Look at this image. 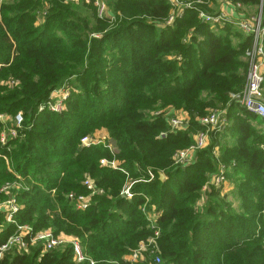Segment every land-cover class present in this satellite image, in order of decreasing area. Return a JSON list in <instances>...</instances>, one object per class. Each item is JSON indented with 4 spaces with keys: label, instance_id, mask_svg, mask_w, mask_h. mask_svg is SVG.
<instances>
[{
    "label": "trees",
    "instance_id": "1",
    "mask_svg": "<svg viewBox=\"0 0 264 264\" xmlns=\"http://www.w3.org/2000/svg\"><path fill=\"white\" fill-rule=\"evenodd\" d=\"M103 1L120 21L114 29L115 20L100 19L92 3L60 0L35 27L39 0H0V115L21 113L25 127L0 143V189L17 176L24 180L17 221L80 240L96 264H124L132 248L154 235L140 210L148 197L161 212L155 228L160 264H264V122L231 103V94L246 84L251 37L229 25L213 29L192 12L167 26L171 8L165 0ZM231 1L257 11L261 5ZM72 78L80 89L66 110L39 113ZM11 81L19 85H4ZM158 104L184 110L188 129L171 133L164 118L151 119ZM227 106L230 125L212 133L194 164L175 166V153L204 129L198 120ZM86 136L104 138L114 150L83 149ZM226 138L233 142L219 147L216 140ZM101 159L118 162L134 178L151 169L155 180L135 185L127 200L120 195L125 175L101 168ZM220 162L235 164L227 178L235 183L237 209L209 182ZM86 174L105 194L80 211L65 196L89 195ZM206 184V205L199 209ZM14 232L0 219V247ZM73 256L72 246L44 252L38 244L28 253L10 251L0 264H77Z\"/></svg>",
    "mask_w": 264,
    "mask_h": 264
},
{
    "label": "built area",
    "instance_id": "2",
    "mask_svg": "<svg viewBox=\"0 0 264 264\" xmlns=\"http://www.w3.org/2000/svg\"><path fill=\"white\" fill-rule=\"evenodd\" d=\"M71 1H84L87 5H92L96 8L97 16L100 19L114 20L115 17L109 12L107 4L103 0H71ZM170 6V16L166 20L167 26H172L176 21L181 20L188 12L198 15V19L205 25L212 28H223L225 26H232L239 30L244 35L251 37V45L245 53V61L247 63V79L244 89L235 94H231V103L243 107L248 113L257 116L264 122V11L263 5L259 6L255 14L244 15L239 13L245 7L239 3L233 4L231 0H218L222 8L224 7L237 16H232L227 10H217L214 6L213 0H165ZM45 16L47 13H42ZM11 87H17L19 82H9ZM70 87L64 85L52 92L47 103L40 106L38 112L41 113L48 110L52 113H62L66 110V102L70 96ZM228 112L227 110L211 111L205 117L198 120L201 127L211 129L212 131H223L226 129ZM3 118L0 116V120ZM185 118L187 122L188 117L175 116L166 119L169 126L176 131L186 130L180 129L184 122L180 119ZM14 128L6 127V136L1 134L0 143L5 145L10 139H15L19 136L20 131L24 130V117L18 113L14 117ZM0 121V122H1ZM189 124V122H188ZM189 126V125H188ZM175 133V132H171ZM176 134V133H175ZM167 133H162L160 137H166ZM83 146L90 145L89 138L84 137L81 141ZM209 144V135L206 132H199L193 140V144L187 149L177 151L173 156V164L175 166L191 165L194 163L196 153L203 150ZM102 168H115V161L102 159L100 161ZM224 168V167H222ZM226 169V168H225ZM151 182L156 176L151 170H147ZM88 175L84 186L93 194L100 193L94 182ZM18 181L6 184L1 192L5 194L6 200L0 203V219L6 224L12 225L15 228L14 234L0 247V259L12 250L16 253H28L29 249L33 246L40 244L43 251H51L57 249H65L67 246L73 248V259L77 264L89 263L96 264V262L86 254L80 240L66 236L63 234L55 235L51 229L35 232L30 225L20 224L16 216L21 212L22 206L18 202V192L24 189V180L17 176ZM225 181V177L218 174L212 177L209 181L213 186L219 187ZM209 191V185L206 184L202 189L203 196ZM124 196L131 200L135 194L131 192V186H125L122 192ZM70 201L76 203L77 209L85 211L90 207V203L84 197H75L74 195L68 196ZM148 198L145 197V201ZM145 213V208L141 209ZM155 230L154 235L149 238L147 242H140L137 249H135L127 258L126 264H144L147 259L153 260L156 264L161 263V258L157 255L158 247L155 240L159 236V230Z\"/></svg>",
    "mask_w": 264,
    "mask_h": 264
},
{
    "label": "rangeland",
    "instance_id": "3",
    "mask_svg": "<svg viewBox=\"0 0 264 264\" xmlns=\"http://www.w3.org/2000/svg\"><path fill=\"white\" fill-rule=\"evenodd\" d=\"M40 2H41V13H40V15H39V18H38V21H37V23H36V26L35 27H40L42 24V20H41V17H43V14L42 13H47L48 14V12L50 13V10L54 7V5L56 4V3H58L60 0H39ZM264 0H261V3H262V5H263V2ZM82 3H83V5H87V4H85L84 3V1H71V0H64V5H69V4H71V5H75V6H77V5H82ZM88 6V5H87ZM263 7H264V5H263ZM91 9H93V10H95V8L93 7V8H91ZM257 12V9L255 8H245V9H243V10H240L239 11V13H241V14H244V15H250V14H255ZM45 18V17H44ZM115 20V21H114ZM113 21L114 22H112L113 24L111 25V29H114V28H116L119 24H120V21L119 22H117L116 21V19H114ZM40 25V26H39ZM161 27V26H160ZM236 29V28H235ZM239 32V31H238ZM93 37H95V39H99L101 36L100 35H98V34H94L93 35ZM172 60H175V57H173L172 58ZM178 63H182V59L181 58H179L178 60ZM4 85L5 86H7V87H10V84L8 83V82H6V83H4ZM64 85H68L69 87H70V96H78V93H79V86H78V83H77V81H76V78H72V79H69V80H67L62 86H64ZM10 89H12V88H10ZM69 96V97H70ZM228 106H229V104H228ZM228 106L226 107V109H215V110H212V111H216V110H227V112L229 111L228 110ZM183 116V117H188L187 119L189 120V116L187 115V113L184 111V110H182V109H178V108H176V107H173V106H168V105H161V104H158V106L150 113V118L151 119H157V118H164L165 120L167 119V118H169V117H175V116ZM0 116H2V117H7V116H4V115H0ZM180 120H182L183 122H184V125L180 128V129H188V122H187V120L185 119V118H183V119H180ZM1 121V120H0ZM2 122V124H3V127H2V129L0 130V137H1V134H4L3 135V137H5L6 136V131L7 130H5L6 129V127H8V128H14V120L12 119V118H3V120L1 121ZM230 125V122H229V119H228V117H227V124H226V128L228 127ZM25 130H22V131H20V134L22 133V132H24ZM169 131L170 132H175L176 134L177 133H179V132H184V130H180V131H176L175 129L173 130V128L171 127V126H169ZM224 131V130H223ZM223 131H212L211 129H202V132H206V133H208V135H209V137H211V135H212V133H221V132H223ZM86 137H88V136H86ZM84 138V137H83ZM82 138V139H83ZM89 138V142H90V145L88 146V147H86V146H83L82 145V143H81V141H82V139H81V141H80V146H81V148H83V149H89V148H91L92 146H96V145H107V141L104 139V138H90V137H88ZM217 141V144L219 145V147H221L222 145H225V142H233L232 140H229V138L227 139H223L221 142L220 141H218V139L216 140ZM111 150H114V147L112 146V145H107ZM216 151H218V148L217 149H215ZM181 151V150H180ZM102 160V159H101ZM100 160V161H101ZM196 162V159L194 160V163ZM193 163V164H194ZM192 165V164H191ZM188 166H190V165H182L181 167H188ZM100 167H101V164H100ZM222 167H224V168H222ZM102 168V167H101ZM115 168L116 169H111V168H109V170H113V171H117V172H121L123 175H125V178H124V180H125V182H124V184H123V188H122V190H121V193H120V195H121V197H123V198H126L127 200H128V198L126 197V196H124L123 194H122V192H123V190H124V187L125 186H131V192H134L133 191V188H134V186L135 185H137V184H147V183H151L152 181H154L155 180V178L151 181V182H148V179H149V176H148V173L147 174H145V173H141V175L139 176V177H137V178H134V177H132V176H130V174H129V172H127L126 171V169L121 165V164H119L118 162H116V164H115ZM226 168V169H225ZM235 168V164H232L231 166H227L226 164H224V163H221L220 162V164L218 165V172L215 174V176L214 177H216V175H218V174H220V175H222V176H224L225 177V181L219 186V187H215V188H217V189H219L220 188V190H221V195L223 196L222 198H223V200L224 201H226L227 203H229L233 208H235V209H237L238 207H239V202H238V200H237V192H236V188H235V183L233 182V181H229V180H231V179H228L229 177H231V176H228V178H227V175L229 174V173H231L232 171H233V169ZM104 169H107V168H104ZM231 169V170H230ZM148 170H151V169H148ZM228 170H230V171H228ZM152 172H153V174H155V172L153 171V170H151ZM156 175V174H155ZM86 177H88V174H86L85 175V177H84V181H85V179H86ZM148 177V178H147ZM93 182H94V184H95V186H96V189L98 190V191H102L103 193L102 194H100L99 192L98 193H96V194H93L91 191H89L85 186H84V184H83V186L88 190V192H89V195H76V194H74V193H71V194H68L67 196H65V198L69 201V202H71V203H73L74 205H75V207H76V209H77V206H76V203L74 202V201H70L69 199H68V196H70V195H74L75 197H84V198H86L87 200H88V202L91 204L92 203V199H93V197L95 196V195H97V196H102V195H104L105 194V191L103 190V189H101V188H98V186L96 185V183H95V181L92 179V178H90ZM164 180H165V178H164ZM84 183V182H83ZM6 184H9V183H6ZM5 184V185H6ZM4 185V186H5ZM3 186V187H4ZM2 187V188H3ZM2 188L0 189V194H3L2 192H1V190H2ZM54 191H53V196H54ZM3 195H5V194H3ZM148 198V197H147ZM206 198H207V196L206 195H204V196H202L201 197V200H200V202H199V204L197 205L198 206V208L199 209H202V208H204L205 207V205H206ZM1 203V202H0ZM228 204V205H229ZM145 208V213H142V215L144 216V218L146 219V221L149 223V225H150V227H151V229L153 230V228H152V226L154 225L155 227L154 228H156L157 227V225H158V218H159V214H161V212H159L158 211V209L154 206V205H151V201H150V199L148 198V200L147 201H145L144 202V204L141 206V208H140V210L142 209V208ZM142 212V211H141ZM200 212H202V211H200ZM160 238V231H159V236L157 237V239L155 240V243H156V246L158 247V251H159V244H158V239ZM149 239H147V240H145V241H143V242H147ZM139 244H140V242L137 244V246L135 247V249H137L138 248V246H139ZM133 249V251L135 250L134 248H132ZM131 249V250H132ZM132 251V252H133ZM131 252V253H132ZM130 253V254H131ZM147 260H150V259H147ZM127 261V260H126ZM147 261H145V263H146ZM124 264H126V262L124 263Z\"/></svg>",
    "mask_w": 264,
    "mask_h": 264
},
{
    "label": "crops",
    "instance_id": "4",
    "mask_svg": "<svg viewBox=\"0 0 264 264\" xmlns=\"http://www.w3.org/2000/svg\"><path fill=\"white\" fill-rule=\"evenodd\" d=\"M213 2H214V6H215V8L217 9V10H227L229 13H230V15H232V16H237V13H233V11L230 9V11L228 10V9H226L225 7H224V9L222 8V6H221V4L219 3V1L218 0H213ZM246 8V7H245ZM226 27V26H225ZM212 28V27H211ZM224 28V27H223ZM213 29H221V28H213ZM237 30V29H236ZM237 31H239V30H237ZM240 32V31H239ZM241 33V32H240ZM243 34V33H242ZM246 36V35H245ZM245 58V57H244Z\"/></svg>",
    "mask_w": 264,
    "mask_h": 264
},
{
    "label": "water",
    "instance_id": "5",
    "mask_svg": "<svg viewBox=\"0 0 264 264\" xmlns=\"http://www.w3.org/2000/svg\"><path fill=\"white\" fill-rule=\"evenodd\" d=\"M160 180L162 181V180H164V178H165V176L163 175V174H160Z\"/></svg>",
    "mask_w": 264,
    "mask_h": 264
}]
</instances>
